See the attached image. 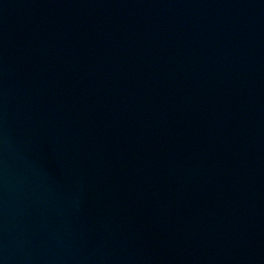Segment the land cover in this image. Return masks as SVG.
Segmentation results:
<instances>
[{"label": "water", "instance_id": "1", "mask_svg": "<svg viewBox=\"0 0 264 264\" xmlns=\"http://www.w3.org/2000/svg\"><path fill=\"white\" fill-rule=\"evenodd\" d=\"M0 264H264V0H0Z\"/></svg>", "mask_w": 264, "mask_h": 264}]
</instances>
